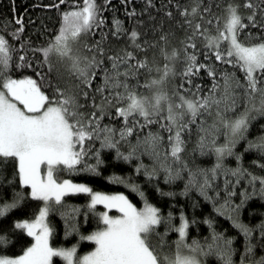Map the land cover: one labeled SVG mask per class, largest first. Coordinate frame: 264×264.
Listing matches in <instances>:
<instances>
[{"label":"trees","instance_id":"1","mask_svg":"<svg viewBox=\"0 0 264 264\" xmlns=\"http://www.w3.org/2000/svg\"><path fill=\"white\" fill-rule=\"evenodd\" d=\"M230 14L240 45L264 44V0H0V90L31 82L61 108L75 161L57 182L154 208L143 239L157 264L191 248L202 264H264V64L247 75ZM42 204L0 153V257L32 245L18 223ZM46 206L52 249L95 248L104 208L88 193Z\"/></svg>","mask_w":264,"mask_h":264},{"label":"rangeland","instance_id":"2","mask_svg":"<svg viewBox=\"0 0 264 264\" xmlns=\"http://www.w3.org/2000/svg\"><path fill=\"white\" fill-rule=\"evenodd\" d=\"M80 12L68 14L67 21L72 23V18L85 17L86 11ZM235 18L233 14L228 17L225 38L242 59L247 75L252 76L264 64V44L240 45L235 37ZM153 86L158 88L161 83ZM151 106L156 107V102ZM62 113L57 104L47 103L31 82L13 81L0 90V153L16 157L22 184L30 188L32 197L43 202L35 218L18 223L31 236L32 245L21 255L0 257V264H49L53 255L61 257L66 264H157L143 239L149 226L156 222L152 206L145 205L138 210L124 194L90 191L69 180L54 179L56 164L71 165L75 161L70 129ZM241 123L226 126L228 141L234 139ZM80 190L89 194L91 204L103 206L104 226L86 236L95 248L76 256L74 247H50L46 202ZM179 235L181 239L184 237L185 226L179 229ZM182 252L183 249L169 264H202L196 249L191 248L183 255Z\"/></svg>","mask_w":264,"mask_h":264},{"label":"flooded vegetation","instance_id":"3","mask_svg":"<svg viewBox=\"0 0 264 264\" xmlns=\"http://www.w3.org/2000/svg\"><path fill=\"white\" fill-rule=\"evenodd\" d=\"M127 261V260H126ZM128 262V261H127ZM128 264H132V262L130 263V262H128Z\"/></svg>","mask_w":264,"mask_h":264}]
</instances>
